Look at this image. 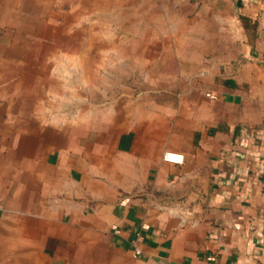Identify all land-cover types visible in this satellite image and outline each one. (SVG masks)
Returning a JSON list of instances; mask_svg holds the SVG:
<instances>
[{"label":"crops","instance_id":"obj_1","mask_svg":"<svg viewBox=\"0 0 264 264\" xmlns=\"http://www.w3.org/2000/svg\"><path fill=\"white\" fill-rule=\"evenodd\" d=\"M0 264H264V0H0Z\"/></svg>","mask_w":264,"mask_h":264},{"label":"built area","instance_id":"obj_2","mask_svg":"<svg viewBox=\"0 0 264 264\" xmlns=\"http://www.w3.org/2000/svg\"><path fill=\"white\" fill-rule=\"evenodd\" d=\"M164 158L169 160V161H172L174 163H180L182 161V156L181 155L174 154V153H169V152L164 154ZM135 252H139V250L135 249Z\"/></svg>","mask_w":264,"mask_h":264}]
</instances>
